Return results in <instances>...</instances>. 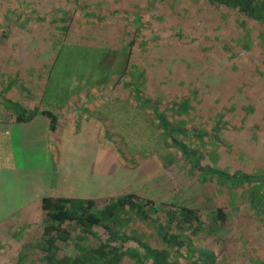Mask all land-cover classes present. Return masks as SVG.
Segmentation results:
<instances>
[{
  "label": "rangeland",
  "instance_id": "obj_1",
  "mask_svg": "<svg viewBox=\"0 0 264 264\" xmlns=\"http://www.w3.org/2000/svg\"><path fill=\"white\" fill-rule=\"evenodd\" d=\"M179 1L182 3L181 0ZM54 2L56 5L49 6ZM58 2L60 1H47L44 8L42 5L40 6V0H0V46L5 47L12 54H18L21 61H25V58L29 57L40 58V54L52 58L44 59L39 64L40 69L34 68V73L40 71V77L45 83L44 85L39 81L33 83L32 80L30 94L38 95V91L32 89L38 87L40 92L42 91L41 93L46 95L64 96L75 92L84 95H110L113 99L117 98L112 101H107V99L101 101L99 102L100 106H98V102L93 101L92 103H95L93 112H85L94 119H102L104 125L102 132L94 127L79 126L76 133H68L67 136L62 132L58 136L63 143L75 144L69 146L70 152L76 154L75 165L77 168L74 169L75 172L84 170L89 177L91 171H102V180L94 185L96 188L102 186L103 198L100 199L102 202L123 196L130 191L145 193L144 190L147 189L153 191L152 194H154L158 190L157 185L160 184L159 176L161 178L164 176V181L169 173L176 174L181 171L187 173L188 171V165L179 162L178 159L179 155L176 151L181 150L180 144L166 141L163 127L159 129V118L157 119L156 114L151 110L156 108L155 102L150 101L151 99L170 105L182 100L187 95L197 96L196 98L202 101L196 106V109L190 110L188 114L184 113L187 119L186 125H194L195 128H202L207 132L203 135L195 131H187L186 140L188 142L186 144L192 147L207 144V149L210 150L217 146L214 166L228 172L230 176L239 170L259 177L264 175V129L249 127L253 120H260L264 126V92H262L264 91V79L258 78L259 75L254 76L256 73L255 70H252L254 69L252 67L253 56L258 55L261 47L264 49V35L256 32H253V36L247 35L248 41L252 42L253 40L254 44L250 47L251 50L246 52L248 55L252 52V58L246 62L247 56L239 54L240 52L236 54L231 52L235 46L240 44V40H236L237 38L233 36L225 35L223 37L221 32L219 37H215L209 36L207 33L199 36L200 32L191 31V27L183 30L178 25L180 19L177 18L176 7L172 5L171 12L165 5L167 10L165 12L163 10L162 13L167 12L169 16L166 17L164 23L161 21L163 24L158 25V21L156 23L152 15L159 13V17H162V13L160 14V11L156 9L157 6L150 0H145L143 4L136 2L131 5L129 0H87L94 11L88 14L89 17L84 18L86 14L76 9L72 16L74 21L72 20L70 23L71 33H69L70 31H64L59 21L54 20L57 15H60V9L62 10ZM128 5L133 10H140V8H142L141 11L145 10L143 17L136 20V25L143 28L141 32L145 35V39L140 38L134 46L132 45L133 47L127 42V37L122 38L123 41L120 43L117 42L119 33H121L119 32L120 26L122 23L124 24L123 16L120 15L119 18L117 14L111 15L115 8H131ZM98 6L102 7V10ZM40 7L44 10L40 11ZM58 7L59 9L55 11ZM187 7L189 10L193 8L191 3ZM151 8L154 9V14H152ZM198 8L197 6L195 9ZM129 17L130 19H127L130 21H127L131 23L133 11ZM142 19L146 24L149 19L153 20L152 30L151 28L144 29V23L140 22ZM190 19L185 18L186 24H190ZM203 21L200 23V25L202 24L200 28L205 26L204 30L209 32L212 28L206 27L207 25ZM194 32L195 35H192ZM181 34H186V37L178 36ZM222 38L232 41V43L230 45L220 44ZM177 45L181 47L179 48ZM221 45H225L224 49L228 50L223 56L226 58L224 60L215 50ZM143 48H146L144 52H142ZM254 52L257 53L254 54ZM140 56L143 58L141 59ZM175 61L181 64H177ZM198 61L206 63V65L203 64L206 67H202L200 71L196 70L195 73L200 72L199 76L193 73L194 76L191 77L189 69L184 78L174 76L173 64L182 69L180 65L197 64ZM217 62L222 63V66L220 67ZM244 62L246 65L243 67L241 63ZM43 64H46L45 68ZM227 65L231 67L230 71L233 73L231 78L227 79L230 83H222L214 77L215 81L221 84L213 86L211 84L212 87H207L211 91L207 93L209 90L206 89V85H202L207 78H204L201 71L204 73L211 71V75L216 67L218 72L221 71L223 74L229 71L230 67L226 68ZM145 67H148L150 73L151 70L158 73V78L154 80L157 83L150 82L149 79L157 76L147 79L139 78V73H144ZM189 68L192 66L190 65ZM185 70L187 69H182V71ZM243 70L245 72L248 70L249 73L241 76ZM23 72L26 73V70ZM189 79H193V85H189ZM201 87L203 89H200ZM122 94L123 97H116ZM128 94L133 97L129 99ZM250 100L256 102L255 110L247 111L243 105H247ZM90 103L86 102V104ZM77 104L84 103L82 101ZM228 105H233L234 108L227 111L226 106ZM209 106H212V109L208 112L206 108ZM215 106L224 113L221 127L217 126L218 117L214 109ZM84 107L82 109H85ZM56 108V104L49 107L53 111H56ZM244 111L253 114V116H244L246 113ZM253 124H255L254 121ZM210 129H214L213 133L210 132ZM181 130L183 131V129ZM177 134L179 133L177 132ZM98 141L104 142L109 147L108 155L106 157L103 155L102 160H99L102 169L97 163L100 152L96 146ZM175 145L179 149H175ZM102 152L105 154L106 148ZM171 166L174 167V171L164 173ZM191 182L190 180L185 181L182 185L189 187V191L196 190V186L193 188L194 185ZM225 182L229 185L234 182V179H229V176L226 179L222 178V183ZM253 184L257 185L253 194L256 197L254 199H248L247 194L234 189H229L231 197L224 193H220V197L222 199L226 197L222 203L228 204V209L231 210L234 217L241 215L245 219V223L235 222L231 226L234 229L240 227L244 231L240 230L239 232L241 246L231 244L236 251L233 257L235 259L243 257L249 264H264V194L262 191L264 182L263 179L255 180ZM197 190L202 189L197 188ZM222 190L226 193V189ZM93 192L99 191L94 189ZM159 196L161 195L159 194ZM216 202L217 204L221 203L217 200ZM42 211L41 207L40 212ZM42 222L40 214V239L36 234H33L38 232L35 227H31L29 236L23 232H17L11 243L8 242L9 238L1 236L8 229L0 230V264H31L30 260H37L41 253L40 248L42 249V245L44 246L45 243L41 236ZM231 231L238 232L233 229ZM39 241L40 245H37Z\"/></svg>",
  "mask_w": 264,
  "mask_h": 264
},
{
  "label": "trees",
  "instance_id": "obj_2",
  "mask_svg": "<svg viewBox=\"0 0 264 264\" xmlns=\"http://www.w3.org/2000/svg\"><path fill=\"white\" fill-rule=\"evenodd\" d=\"M47 1L40 0V6L42 5L45 8ZM59 1L62 10L60 9V15H57L54 20L59 21L64 31H70L69 33H71L70 23L76 9L86 14L84 18H87L88 14L94 11L87 0ZM150 1L157 6L156 9L160 11V14L163 10L164 12L167 10L165 5L169 7V12H171V5L175 6L177 18L180 19L178 25L183 30L191 27V31L200 32L199 36L207 33L209 36L219 37L221 32L223 37L226 35L237 38L236 40H240V44L235 46V49L233 48L231 52L233 54L240 52L239 54L247 56L246 62L249 58H252V52L249 55L246 52L251 50L250 47L254 44L253 40L252 42L248 41L247 35L251 34L253 36V32L264 35V0H181L182 3L179 0ZM136 2L137 4H143L145 0H129L130 5ZM189 3L193 6L190 10L187 7ZM54 5H56L55 2L49 6ZM130 5L128 7H131ZM197 6L199 8L195 9ZM131 8H115L112 11L114 13H111V15L117 14L119 18L120 15L123 16L124 24L122 23L120 26L119 32L121 33H119L117 42L120 43L123 41L122 38L127 37L129 45L134 46L140 38L145 39V35L141 32L143 28L136 25V20L143 17L145 10L141 11L142 8L140 7V10ZM58 9L59 7L55 11ZM43 10L40 7V11ZM100 10H102V7H100ZM151 10L154 14V9L151 8ZM132 11L133 21L129 23L127 20L130 19L129 15ZM164 12L162 17H159V13L152 15L154 18L152 19L156 20V23L158 21V25L163 24L167 19L166 17L169 16L167 12ZM173 17L175 16L173 15ZM186 17L191 18L190 24H186ZM226 17L227 19H225ZM145 18L147 17L145 16ZM153 20L149 19L147 24L144 23V19L140 22L141 24L144 23V29L151 28L152 30ZM202 21L207 25L206 27L212 28L209 32L204 30L205 26L200 28ZM195 32L192 35H195ZM178 36L186 37V34ZM234 38L233 40H235ZM231 43L232 41L224 38L220 42V44L229 45ZM177 46L181 47L180 45ZM224 46L221 45L215 48L221 59L228 51L224 49ZM142 50L144 52L146 48ZM256 53L254 52V54ZM253 57L252 67L254 69L252 70H255L256 73L254 76L259 75L258 78L264 79V49L261 47L258 55ZM140 58L142 59L143 56H140ZM246 62L241 63V65L244 67ZM175 63L179 64L180 62L175 61ZM217 63L220 67L222 66V63ZM203 64L206 65L204 62L198 61L197 64L180 65L182 69H187L185 71L173 64L174 76L184 78L187 76L189 69L192 77L196 70L200 71L202 67H206ZM190 65L192 68H189ZM229 67V65L226 66V68ZM145 68L144 73H139V78L144 77V79H147L158 75L152 70L150 73L148 67ZM230 69L231 67L229 71L222 74L215 67L213 69L214 73L211 75V71L207 73L201 71L204 78H207L202 85H206L207 89V87L221 84L216 82L214 77L222 83H230L227 80L233 75ZM248 70L246 71L248 72ZM247 72L243 70L241 76H245ZM195 74L199 76L200 72ZM159 77L161 78V76ZM157 78L158 76L149 79L150 82L157 83L154 81ZM212 78H214V81H212ZM192 80L189 79V85H193ZM200 89H203V87ZM207 90H209L207 93L211 91V89ZM196 97H191L190 94L170 105L169 103L168 105L161 103L158 100H150L153 103L155 102L156 108L151 110L154 111L157 119L159 118L158 127L159 129L163 127L166 141L169 140L172 144H180L181 150L176 152L179 155V162L188 165L187 173L181 171L170 174L169 172L174 171V167L167 168L164 173H169V176H166L164 181V176L162 178L161 176L158 177L160 184L157 185L158 190L154 194H152L153 191L147 189L144 190L145 193L130 191L123 196L103 202L95 199L44 197L42 200L44 216L41 236H43L45 243L44 246L42 245V249L40 248V257L38 255L37 260L29 259L31 264H249L245 262L243 257H239L240 260L233 257L236 251L231 245L241 246L239 232L243 229L240 227L234 229L231 226L235 222L245 223V219L241 215L233 216L231 210L228 209V204L222 203L226 197L222 199L220 193L230 196L232 194H230L229 189H234L247 194L248 199H254L256 197L253 194L257 185L253 182L255 180L261 181V179L264 182V175L262 174L259 177L239 170L233 172L230 176L228 172L214 166L217 146L213 148L215 150L213 151L207 149V144L202 145L203 147L200 145L192 147L186 144L188 142L186 140V137H188L187 131H195L203 135L207 132L205 129L195 128L194 125H186L187 119L184 113L188 114L190 110L196 109V106L202 101ZM255 103L250 100L247 105L243 103V107L245 106L244 109L247 111H252L255 110ZM226 107L227 111L234 108L233 105ZM206 109L209 112L212 106ZM214 109L218 117L217 126L221 127L224 113L220 111L219 107L215 106ZM37 112L38 110H18L16 121L30 120ZM234 112L237 113V111ZM42 113L50 118L51 127L54 129L58 122L57 114L51 109H44ZM244 116L249 117L253 114L246 112ZM253 121L255 124H253ZM253 121L251 126L248 125L251 129H264L260 120ZM254 125H257V127H254ZM213 131L214 129H210V132L213 133ZM195 138L197 139V137ZM175 149H179V147L175 145ZM190 174L191 177H189ZM228 176L229 179L233 178L234 182L229 185L226 182L222 183V178L226 179ZM184 180H190V182L192 180L191 184L194 185L193 188L196 186V190L189 191V187L182 185L185 182ZM197 188L202 190L199 191ZM222 189H226V193ZM262 191L264 194V189ZM158 192L161 196L157 195ZM191 193L192 195L188 196ZM216 200L221 203L217 204ZM232 229L238 232H232ZM37 245H40V241Z\"/></svg>",
  "mask_w": 264,
  "mask_h": 264
},
{
  "label": "crops",
  "instance_id": "obj_3",
  "mask_svg": "<svg viewBox=\"0 0 264 264\" xmlns=\"http://www.w3.org/2000/svg\"><path fill=\"white\" fill-rule=\"evenodd\" d=\"M17 55L0 46V230L8 229L1 236L9 238L10 243L17 232L29 236L31 227L38 230L33 234L40 239V214L42 220L44 216L40 208L44 197L102 202V186L94 187L102 180V171H91L89 177L84 170L75 172L76 154L71 153L69 147L75 144L63 143L58 136L62 132L67 136L68 133H76L79 126L94 127L102 132V119H94L85 112H93V101L100 106L101 101L117 99L110 95L75 92L64 96L46 95L38 87L32 88L38 91V95L30 94L32 80L33 83L43 82L40 71L34 73V68L40 69L39 64L44 59L52 58L40 54V58L29 57L21 61ZM43 65L45 68L46 64ZM116 97L121 98L123 94ZM128 97L133 96L128 94ZM82 101L84 104H77ZM55 104L58 122L52 129L50 118L42 110ZM83 106L85 109H82ZM22 109L38 112L30 120L18 122L16 116ZM96 146L100 151L97 163L102 169L100 161L103 155H108L109 147L102 141H98ZM105 148L106 153L103 154ZM94 189L99 192L94 193Z\"/></svg>",
  "mask_w": 264,
  "mask_h": 264
}]
</instances>
